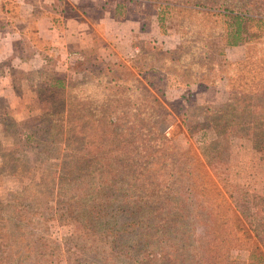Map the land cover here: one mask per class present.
Wrapping results in <instances>:
<instances>
[{
	"label": "rangeland",
	"instance_id": "rangeland-1",
	"mask_svg": "<svg viewBox=\"0 0 264 264\" xmlns=\"http://www.w3.org/2000/svg\"><path fill=\"white\" fill-rule=\"evenodd\" d=\"M117 1L148 29L117 59L0 61V264H199L216 229L264 264V0Z\"/></svg>",
	"mask_w": 264,
	"mask_h": 264
},
{
	"label": "crops",
	"instance_id": "crops-1",
	"mask_svg": "<svg viewBox=\"0 0 264 264\" xmlns=\"http://www.w3.org/2000/svg\"><path fill=\"white\" fill-rule=\"evenodd\" d=\"M83 1L95 16L86 18L79 10ZM117 5V0H0V61L11 57L27 67H35L37 61L46 66L41 56H48L67 69L74 58L86 56L81 49L90 45L117 59L116 41L123 38L130 44L136 34L148 31L133 6L121 17L117 16ZM152 34L158 35L152 31L148 36Z\"/></svg>",
	"mask_w": 264,
	"mask_h": 264
},
{
	"label": "trees",
	"instance_id": "trees-1",
	"mask_svg": "<svg viewBox=\"0 0 264 264\" xmlns=\"http://www.w3.org/2000/svg\"><path fill=\"white\" fill-rule=\"evenodd\" d=\"M124 3L125 2H121V1L118 2L117 16H121L119 14V10L121 7H123V9L125 8ZM168 6L170 7L169 4L167 5V7ZM193 7H200L203 9L213 8V7L207 6L206 4H201V3L193 4ZM217 9H219L220 13H224L225 16L229 17L230 19L234 20V22H236L235 28L234 29L232 28L231 31H229L228 38L226 37L225 46L246 45L248 48L249 46L248 44H250V41L248 37L245 35L246 27H245L244 20L250 19V18H247L246 15H244L246 12H243L242 10L237 8V6H223V4H219ZM246 61L248 62L251 61L250 52L247 53ZM212 188H213L212 191L214 192L213 193L214 197L212 196V200H216L220 198L222 195L213 182H212ZM233 235L234 233L232 230L219 231L216 229V231L213 232L212 239H208V237H205V239H203V242L201 243L202 253L204 254V260L203 262L199 264H233L234 263L233 259L228 262L226 258V252H225L226 243L231 242L235 239V236ZM231 243L233 246H237V245H234L233 242ZM231 249L234 250L235 247ZM249 264H252V263H249Z\"/></svg>",
	"mask_w": 264,
	"mask_h": 264
},
{
	"label": "built area",
	"instance_id": "built-area-1",
	"mask_svg": "<svg viewBox=\"0 0 264 264\" xmlns=\"http://www.w3.org/2000/svg\"><path fill=\"white\" fill-rule=\"evenodd\" d=\"M20 1L24 2L25 0H20Z\"/></svg>",
	"mask_w": 264,
	"mask_h": 264
}]
</instances>
